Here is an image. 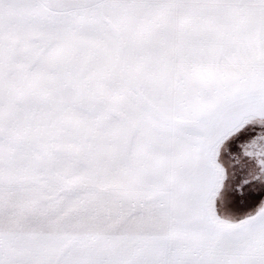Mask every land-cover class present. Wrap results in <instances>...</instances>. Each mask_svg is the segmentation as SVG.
Listing matches in <instances>:
<instances>
[{
    "label": "snow or ice",
    "instance_id": "6c2138e0",
    "mask_svg": "<svg viewBox=\"0 0 264 264\" xmlns=\"http://www.w3.org/2000/svg\"><path fill=\"white\" fill-rule=\"evenodd\" d=\"M0 264H264V0H0Z\"/></svg>",
    "mask_w": 264,
    "mask_h": 264
}]
</instances>
